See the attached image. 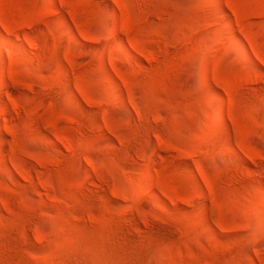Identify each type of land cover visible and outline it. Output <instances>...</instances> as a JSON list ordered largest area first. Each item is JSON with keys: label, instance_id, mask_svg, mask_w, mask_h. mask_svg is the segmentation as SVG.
<instances>
[{"label": "rangeland", "instance_id": "1", "mask_svg": "<svg viewBox=\"0 0 264 264\" xmlns=\"http://www.w3.org/2000/svg\"><path fill=\"white\" fill-rule=\"evenodd\" d=\"M0 264H264V0H0Z\"/></svg>", "mask_w": 264, "mask_h": 264}]
</instances>
